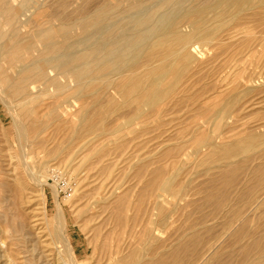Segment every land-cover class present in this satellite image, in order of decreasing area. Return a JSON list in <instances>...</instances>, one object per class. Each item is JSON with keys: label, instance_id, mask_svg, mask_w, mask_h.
I'll use <instances>...</instances> for the list:
<instances>
[{"label": "bare ground", "instance_id": "6f19581e", "mask_svg": "<svg viewBox=\"0 0 264 264\" xmlns=\"http://www.w3.org/2000/svg\"><path fill=\"white\" fill-rule=\"evenodd\" d=\"M10 1L0 0V17L10 26L11 35L17 37L20 36L21 10L27 1L21 2L18 8L10 6ZM115 1L103 0L89 14L85 6L80 7L77 10L83 18L67 23L63 20L69 16L63 17L58 30L52 20L38 22V15L35 16L34 21L38 20V23L32 27L36 31L34 40L22 38L9 52V60L19 62L26 54L33 53L39 44L42 47L41 60L25 59L30 66L24 69L23 76L15 84L16 92L21 94V112L33 117L38 115V107H45L56 122L69 106L78 103V120L72 123L71 130L76 139L81 140L89 135L98 138L109 134H164L170 130L183 133L192 129L190 142L196 154L210 148L209 159L220 166L219 171L208 175V182L199 187L192 184L193 180L185 186L181 184L184 168L177 161L171 170L162 165L151 172L145 171L147 166L144 165L137 168L139 181L144 177L146 181L134 197L136 200L132 201L130 195L121 196L117 203L100 208V216H107L97 227L102 239L100 250L105 254L102 257L107 259L106 264H198L203 259L201 248L207 244L201 228L214 231V227L206 224L224 214V225L233 233L228 237L229 242L225 240L228 246L222 241V246L226 247L220 248L205 264H264V123L256 125V129L248 123L238 125L241 120L235 118H239L245 109L241 105L242 98L234 94L238 86L233 84L219 93L205 83L211 78L217 80V84L249 83L255 75L248 74L249 69H264V0ZM66 4L64 1L59 5L60 11L68 10ZM146 5L150 8L142 11ZM129 10L135 11L137 17L121 22L119 18ZM74 28L80 30L76 41H73ZM94 34H100V40L89 45ZM61 38L63 41L59 42ZM57 54L60 56L56 57ZM206 54L212 55L210 72H204L205 68L196 57L203 58ZM54 71L61 74L49 79V73ZM37 79L44 83H37ZM38 88L37 95L30 94V90ZM263 92L262 89L256 95ZM2 94L0 89V96ZM89 99H93L94 105L88 103ZM184 114H190L189 125L181 120ZM111 115L115 116L113 133L107 129L112 122L108 121ZM230 119L233 122L229 125ZM48 127V122L36 126L37 134L44 133ZM21 134L27 137L24 127ZM228 135L233 138L232 142L216 144V140L222 141ZM63 151L56 149L49 155L59 156ZM102 151L97 150L83 163L84 166L94 158L98 163L103 162L107 155ZM170 157L171 152H168L160 162ZM50 177L52 179V175ZM190 193L194 198H202L182 206L181 202ZM57 207L55 231L66 255L75 264L76 257L64 226V210L60 204ZM185 208H190L189 214H185ZM108 225H111V231L103 235ZM169 230L172 233L166 239L160 238ZM172 235L176 238L173 236L174 243L169 241L171 244L168 245ZM132 244L136 248L130 249ZM126 250L130 255H125Z\"/></svg>", "mask_w": 264, "mask_h": 264}, {"label": "rangeland", "instance_id": "374dc122", "mask_svg": "<svg viewBox=\"0 0 264 264\" xmlns=\"http://www.w3.org/2000/svg\"><path fill=\"white\" fill-rule=\"evenodd\" d=\"M26 1L27 3L24 6L25 8L21 10V17L19 20L21 21L19 27L20 36L13 37L11 35L12 30L10 26L5 23L4 19L2 20L3 17H0V33L2 32L1 34H3H0V65L2 64L0 67V89H2L3 92L2 96H0V264H73L71 259L66 255L63 244L57 236V231H55L57 230L55 228L57 227L55 218H57L58 204H60L64 210V226L67 232V238L72 245L76 257V263L106 264L107 259L103 258L105 254H102L99 246L102 243V239L99 236L100 231L97 227L102 223L103 218H107V216L106 214L100 216V208L105 206V204L117 203V198L121 196L126 198L130 195L132 201L136 200L134 197L141 190L146 181L145 177L142 181H139L136 175L137 168L144 165L147 166V170L145 169V171L151 172L162 165L167 167L166 169L171 170L177 165H175L177 161L184 168L181 184L185 186L193 180L194 182L192 184L199 187L208 182V175L215 174L220 164L213 163L209 159L208 156L211 153L210 148H205L200 154H196L195 147L190 142L192 133H194L192 129H187L185 132L183 131V133L182 131L170 130L164 134L161 132H153L145 135L144 133L123 135L109 134L99 136L98 138L89 135V138L81 140L76 139L73 130H71L72 123L78 120V114H76L80 106L78 103H73L72 107L69 106L66 112L60 115V121H56L57 123L52 121V113L45 107H38V115L33 117L24 115L21 112V94L16 92L15 84L23 76L24 69L30 66V63L25 59L34 58L37 59L36 61L41 60L39 54L42 47L39 44L36 49L37 51L34 50L33 53L30 52L26 54L27 56H24L25 61L11 62L9 60V55L11 53L9 54V52H12L11 48L13 45L22 38L30 37L34 40L36 31L35 28L33 29L32 27H35V24L42 20L45 22L47 20H52V25L55 27V30H58L63 21L69 23L68 20H70V23H72L77 19L83 18L84 15L80 14L78 11L80 7L85 6L89 14L94 12L102 4L101 2H103V0H11L9 5L18 8L21 6L20 4ZM64 1L67 3L66 9L68 10H65L66 12L60 11L59 9V5ZM154 1L158 2L159 0ZM111 2L116 3L115 0H111ZM153 3L154 2L150 3V5ZM144 7L142 11H146V9L148 10V8H150L149 5ZM45 10H48V12ZM128 12L129 13L121 15L119 18L121 22L126 23L128 18L137 15L133 10H129ZM50 13H54V15L52 16ZM55 13H57L58 16L57 14L55 15ZM37 15L39 19V21L37 20L38 22L34 21L37 19L35 18ZM56 17H58V19ZM63 17L67 18L64 19ZM54 18H56V20ZM62 19L64 20L62 21ZM32 21H34V23ZM74 29L73 36H75V40L73 39V41H76L80 30H78V28ZM100 37V34H94L90 38L89 45L98 42ZM35 41L38 42L36 39ZM62 41L61 38L59 42ZM78 48L82 47L79 46ZM23 55L24 53H21V56ZM209 55L208 57V54H206L203 58L198 55L196 56L199 63L205 68L204 72H210L212 69V55ZM58 56H60V54L56 55V57ZM233 71L234 70L229 72ZM256 71H258V74ZM50 73L49 79H53L61 74H58V71ZM248 74H255L254 80L249 83L240 81V83L218 82L217 84V80L212 78L205 83L208 84L209 87H215V91L219 93L225 91L233 84L234 86H238V91L236 90L234 94H239V98H242L241 105H244L245 109L242 111L240 117H236L235 120H241L238 125L248 123L249 126L253 127L252 129H256V125L264 123V102H262L264 100V92L260 95H256L259 91H262V89L264 91V69H249ZM9 77L10 79H7ZM63 79L64 78L61 77L62 81ZM259 79H261L260 82L258 81ZM35 81L37 83H44V81L38 79ZM7 82L14 84H8ZM37 87H39V85ZM246 89L249 90L247 91ZM39 91V88L35 91L30 90V94L37 95ZM202 102L204 103V101ZM88 103L94 105L93 99H89ZM9 104L13 105L12 107L15 108H13V112ZM189 115L190 114H184V116H181V120L188 125ZM114 118L115 116L112 115L108 118L109 122L112 121L110 127L107 128L109 133L114 132ZM228 121L230 125L233 119ZM45 122H48L50 127H48L44 133L40 135L37 134L36 126ZM23 127L26 130V138L21 134V128ZM230 136L231 135H228L227 138L222 141L216 140V144L219 145L232 142L233 138ZM92 139L94 140L91 141ZM120 139L121 141H119ZM72 140L73 142L71 143ZM113 140H115V142ZM93 145L94 148H92ZM87 147H89V150H87ZM60 148L64 149L61 155H49V153H53L56 149ZM90 148L92 149L91 152ZM97 150H103V154L105 153L107 155L103 160L104 164L103 162L98 163L97 158H94L84 166L83 163L87 162V159ZM168 152H171V157L166 159L165 162H160L161 157ZM179 155L181 156L179 157ZM186 157L188 158V162ZM183 158L186 161H184ZM201 160H203V162ZM194 162L195 164L197 163L198 166L194 165ZM185 163L189 166L187 167ZM67 167L69 168L67 169ZM81 169H83L84 172H79ZM42 171L44 175L46 174V177H43ZM49 175H52V179ZM110 175H112L111 179L109 178ZM44 183L45 186H43ZM55 187L56 189H54ZM55 190L58 192L55 193ZM96 193H98V196L96 195L95 198H92L93 194ZM112 194L114 195L112 196ZM56 195H58L57 198ZM191 195L192 193L184 199L185 201L187 200L186 202H181L182 206L191 203L193 200L202 198V196L194 198ZM184 210L185 214H189L191 211L190 208H185ZM224 216L225 215L222 214L208 221L206 226L214 227V231L208 232L204 228H201L200 232L205 236V244H207L204 245L203 243L204 248L203 246L202 248L200 247L202 249L201 256H203V259L198 264H205L220 248H225L226 246H222V243L225 242L224 245L228 246L229 238L233 231H229L225 227ZM154 219H156V216ZM88 221H90V223ZM110 228L111 225H108V227L103 230V235L107 232L109 233L111 231ZM140 230L141 229H138L139 232ZM167 233L164 236H160V238L166 239L167 236L172 233V230H169ZM173 236L174 235H172V238L170 237L171 239L167 242L173 241L171 243H174L176 234L174 237ZM213 236L217 238L215 239ZM208 239L214 241L211 242L210 240L208 241ZM217 239H220V242H218ZM171 243L169 242L167 244L170 245ZM134 248H136V246L132 244L130 249ZM129 253V250H126L125 255Z\"/></svg>", "mask_w": 264, "mask_h": 264}]
</instances>
